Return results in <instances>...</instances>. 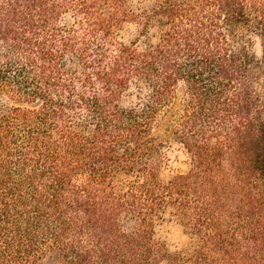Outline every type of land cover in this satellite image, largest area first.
<instances>
[{
    "label": "trees",
    "instance_id": "obj_1",
    "mask_svg": "<svg viewBox=\"0 0 264 264\" xmlns=\"http://www.w3.org/2000/svg\"><path fill=\"white\" fill-rule=\"evenodd\" d=\"M130 20H156V42H121ZM132 83L141 111L121 106ZM178 90L189 168L163 181L152 127ZM163 213L186 254L154 239ZM48 253L264 264V0H0V264Z\"/></svg>",
    "mask_w": 264,
    "mask_h": 264
},
{
    "label": "rangeland",
    "instance_id": "obj_2",
    "mask_svg": "<svg viewBox=\"0 0 264 264\" xmlns=\"http://www.w3.org/2000/svg\"><path fill=\"white\" fill-rule=\"evenodd\" d=\"M149 0H129V8L139 14L148 7ZM69 18L67 17V20ZM159 34V24L152 20L145 25L140 20H130L124 23L118 32V38L125 44L136 43L142 48L156 42ZM256 48V47H255ZM148 91L139 83H132L121 98V106L127 109L141 111L145 107ZM182 91L178 90L172 103L159 115L152 127V134L156 138L160 164L158 175L163 181L186 173L189 159L183 147L175 141L170 124L178 116L182 104ZM126 180V177H123ZM129 227L130 224H127ZM154 239L163 243L169 252L186 254L193 243L189 231L167 213H163L154 225ZM43 264H63L55 253H48L43 258Z\"/></svg>",
    "mask_w": 264,
    "mask_h": 264
}]
</instances>
